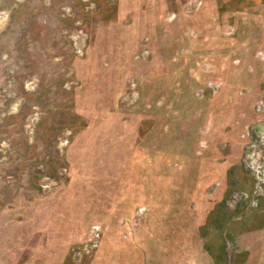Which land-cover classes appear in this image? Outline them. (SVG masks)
<instances>
[{
    "label": "rangeland",
    "instance_id": "rangeland-1",
    "mask_svg": "<svg viewBox=\"0 0 264 264\" xmlns=\"http://www.w3.org/2000/svg\"><path fill=\"white\" fill-rule=\"evenodd\" d=\"M264 0H0V264H264Z\"/></svg>",
    "mask_w": 264,
    "mask_h": 264
},
{
    "label": "built area",
    "instance_id": "built-area-1",
    "mask_svg": "<svg viewBox=\"0 0 264 264\" xmlns=\"http://www.w3.org/2000/svg\"><path fill=\"white\" fill-rule=\"evenodd\" d=\"M259 197H264V184H259L255 187L254 197L249 201V203L252 202V205L254 206V203H257Z\"/></svg>",
    "mask_w": 264,
    "mask_h": 264
}]
</instances>
